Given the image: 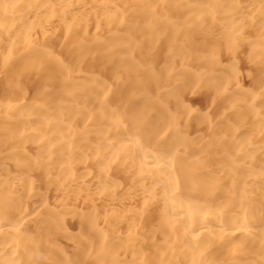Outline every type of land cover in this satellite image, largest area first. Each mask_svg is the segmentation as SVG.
<instances>
[{
    "label": "bare ground",
    "instance_id": "6f19581e",
    "mask_svg": "<svg viewBox=\"0 0 264 264\" xmlns=\"http://www.w3.org/2000/svg\"><path fill=\"white\" fill-rule=\"evenodd\" d=\"M0 264H264V0H0Z\"/></svg>",
    "mask_w": 264,
    "mask_h": 264
},
{
    "label": "rangeland",
    "instance_id": "374dc122",
    "mask_svg": "<svg viewBox=\"0 0 264 264\" xmlns=\"http://www.w3.org/2000/svg\"><path fill=\"white\" fill-rule=\"evenodd\" d=\"M194 101H191V103H193Z\"/></svg>",
    "mask_w": 264,
    "mask_h": 264
}]
</instances>
